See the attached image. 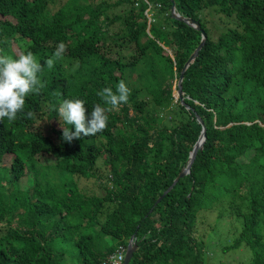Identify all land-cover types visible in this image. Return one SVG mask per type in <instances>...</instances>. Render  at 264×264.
<instances>
[{
  "label": "trees",
  "instance_id": "trees-1",
  "mask_svg": "<svg viewBox=\"0 0 264 264\" xmlns=\"http://www.w3.org/2000/svg\"><path fill=\"white\" fill-rule=\"evenodd\" d=\"M171 1L206 36L184 74V105L173 86L201 33L171 17ZM118 40L132 45L129 62L104 51ZM61 42L65 53L40 74L43 88L26 97L15 121L0 120V264H63L70 252L75 264H103L133 235L129 264H204L197 217L213 211L231 219L235 237L224 251L244 248L250 264H264V0H0V52L31 51L44 64ZM61 58L78 63L72 75ZM127 71L140 86L128 87V102L107 113L102 132L69 144L62 129L54 139L32 130L45 109L57 120L64 99L110 107L97 92L126 84ZM198 120L203 147L156 204L187 166ZM105 154L113 188L80 195L65 176L95 177ZM39 155L55 157L58 186L39 183L34 172L51 167ZM84 227L86 234L74 231Z\"/></svg>",
  "mask_w": 264,
  "mask_h": 264
},
{
  "label": "rangeland",
  "instance_id": "rangeland-1",
  "mask_svg": "<svg viewBox=\"0 0 264 264\" xmlns=\"http://www.w3.org/2000/svg\"><path fill=\"white\" fill-rule=\"evenodd\" d=\"M115 28L116 27L113 28L109 26V30H108L109 36L113 35V30L116 31L117 29ZM108 43L109 44L106 48H104V51L111 59H116L120 57L122 61L129 62L131 60V56L134 55V50L132 48V45L128 43L126 40H118L116 42L119 43V45L121 46H118V44L116 45V43H113L112 41ZM61 65L63 68V73L66 76L72 75L73 72L78 67V63L76 61L68 58H61ZM135 78H136L135 74L127 71L126 85L130 89L138 88L140 86L136 82ZM173 91H174L173 97L176 100L177 90L174 88V86H173ZM130 115H132V113H130ZM61 125H62L61 121H59V119L56 120L50 118L48 116V110L45 109V113H43L42 118L37 120L36 124L33 125L32 130L38 131L43 135L54 139L53 130L62 129ZM119 130L122 132V136H117V138L120 137L119 141L123 142V128L119 126ZM127 131L130 132L129 129ZM36 158L40 163L41 167L51 166L48 168V170L42 168L34 172L37 173L36 176L40 181L39 183L41 184L43 183V181H48L49 183L54 184V186H58L60 179L59 176L61 177V175L59 171L57 172L56 169L52 166V164H54L55 162V157L39 155ZM108 160H109V156L108 155L106 156V154L97 160L96 167L94 169L95 177L91 179H83L72 175H66L65 177H67L71 185L77 187L76 189L80 195L86 197H93V196L103 197L105 195L107 188L110 190L113 188V183L111 182V177H112L111 168H110L111 165ZM43 171H45V174ZM41 172L43 173L41 174ZM49 175H51L50 179L47 177ZM28 178L29 181L27 182V184L30 187L32 184H34L31 175L23 179V181L27 180ZM44 178L46 179L44 180ZM66 187L68 188L71 186L68 185ZM45 188H47V184H45ZM107 209H108L107 207H104L102 211L104 213L100 216L101 221L106 218ZM12 225L15 226V223H13ZM230 227H231V219L228 218L227 216L220 218L218 213L215 211L208 213H200L198 215L196 231L198 235L202 236L201 239L205 246V251L203 253L204 264H250L251 252L249 250L240 248L237 250H230L227 252L224 251V248L227 247L235 237L233 232L230 230ZM74 231H76L78 235L82 233L86 234L89 230L84 227V228L75 229ZM75 258H76V253L73 254V252H70V254L63 261V264H75L76 263Z\"/></svg>",
  "mask_w": 264,
  "mask_h": 264
},
{
  "label": "clouds",
  "instance_id": "clouds-1",
  "mask_svg": "<svg viewBox=\"0 0 264 264\" xmlns=\"http://www.w3.org/2000/svg\"><path fill=\"white\" fill-rule=\"evenodd\" d=\"M65 50V44L59 43L52 57L44 64H41L31 51L17 58L0 52V120L6 118L8 121H15L17 119V114L24 109L26 97L38 93L43 88L44 85L40 79L43 69L52 68ZM97 95L101 98L103 105L110 107L97 103L89 110L85 100L80 98L64 99L58 105L56 112L59 121H63L61 126L64 142L70 144L74 139L95 136L106 129L109 121L107 113L117 110L122 104L128 102L130 89L124 81H120L115 91L111 87H106L97 92ZM28 115L32 114L28 113ZM119 247L125 249V258L127 247L118 246L117 249ZM107 259L103 264H111L107 263Z\"/></svg>",
  "mask_w": 264,
  "mask_h": 264
},
{
  "label": "water",
  "instance_id": "water-1",
  "mask_svg": "<svg viewBox=\"0 0 264 264\" xmlns=\"http://www.w3.org/2000/svg\"><path fill=\"white\" fill-rule=\"evenodd\" d=\"M172 5H171V17L173 19H177L180 21H184L186 24H188L189 26L195 28L197 31H200L201 33V42L198 45V47L195 49V51L191 54V56L189 57V59L187 60V62L185 63V65L183 66L178 82H177V99L180 101V103L182 105H184V101H183V92H182V81L184 78V74L186 72V70L188 69V67L196 60L200 50L202 49L205 40H206V36L205 33L203 31H201L200 26L197 22H195L194 20L191 19H184L182 17H180L175 10V4L173 1H171ZM202 126V131H201V135L199 136V139L197 141V143L194 145L192 151L189 154V158L187 161V166L181 171V173L178 175V177L174 180V182L172 183V185L163 193V195L156 201V204H158L162 197L165 196L169 191H171V189L176 185V183L179 181V179L185 177L186 175H188L190 173L191 170V166L194 162L196 153L198 150H201L203 147V143L205 142V126L204 124L201 122V120H198ZM136 245L134 244V235L131 236V238L128 241V245H127V249H126V254H125V258L122 264H129L133 254L136 252Z\"/></svg>",
  "mask_w": 264,
  "mask_h": 264
},
{
  "label": "built area",
  "instance_id": "built-area-1",
  "mask_svg": "<svg viewBox=\"0 0 264 264\" xmlns=\"http://www.w3.org/2000/svg\"><path fill=\"white\" fill-rule=\"evenodd\" d=\"M125 249L123 247H119L117 251L108 257L107 263L111 264H121L124 258Z\"/></svg>",
  "mask_w": 264,
  "mask_h": 264
}]
</instances>
